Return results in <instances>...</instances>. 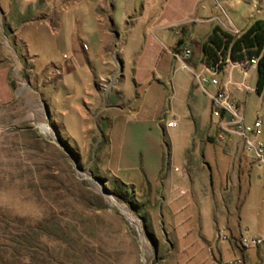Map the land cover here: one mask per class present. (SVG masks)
Listing matches in <instances>:
<instances>
[{"label":"rangeland","instance_id":"374dc122","mask_svg":"<svg viewBox=\"0 0 264 264\" xmlns=\"http://www.w3.org/2000/svg\"><path fill=\"white\" fill-rule=\"evenodd\" d=\"M143 1L135 4L133 0L131 8L139 12ZM206 5L216 18L208 25L212 29L232 22L243 32L254 21L264 20V0H208ZM75 7L70 3L61 17L68 11L83 12L89 5ZM109 10L107 1L104 11ZM125 14L117 0L113 17L119 33H125L123 25L130 21ZM36 28L27 27L25 32ZM44 43L34 40L31 44L41 56L35 64L39 71L48 65ZM64 53L61 49L51 54L55 63L63 60ZM96 63L100 67L101 62ZM257 78L255 72L249 79L252 91L237 93L248 123L257 116L264 122V91L256 92ZM120 82L121 77L117 85ZM47 87V93H55L52 84ZM201 93L205 109L208 97ZM66 96L58 93L50 105V117L42 102L34 104L29 99H23L20 108L0 113V264H213L212 244L216 256L222 252L223 261L234 253L241 255L235 247L234 252L228 249L229 242L218 241L217 233L220 238H229L230 230L237 233L233 246L236 238L264 239V169L243 151L238 137L218 138V122L210 105L196 128L192 119L172 114L167 101L164 121L159 122L165 178L151 187L142 185L139 178L131 186L108 172L114 148H108L106 123L82 130L73 120L77 116L72 109L71 114H62L71 100H78V96L71 100ZM118 100L119 94L111 98ZM189 104L183 109L188 110ZM170 120L177 121L173 129L166 126ZM207 135L216 142L208 141ZM227 146L233 151L238 148V156L253 164L242 178V189L230 184L225 190L228 174L233 183L239 181L233 172L236 154H230ZM130 149L140 153L142 160L148 157L149 166H154L145 138Z\"/></svg>","mask_w":264,"mask_h":264},{"label":"crops","instance_id":"0c3cea01","mask_svg":"<svg viewBox=\"0 0 264 264\" xmlns=\"http://www.w3.org/2000/svg\"><path fill=\"white\" fill-rule=\"evenodd\" d=\"M107 1L108 13L104 11ZM207 1L144 0L138 12L131 8L133 0H121L125 16L130 18L126 23L131 27L126 30L127 25H123L125 33H119L113 17L117 0H0V113L7 108H20L21 101L29 99L34 104L42 102L50 117V105L59 92H65L68 100L78 96V100L69 102L68 109L62 114L69 115L74 111L77 118L73 120L82 130L106 123L108 148H114L110 156V176L125 180L131 186L139 178L142 185H157L165 178L159 122L164 121L167 101L172 114L179 119H192L195 127L202 125L209 111V98L202 109L200 98L204 99V96L192 73L183 69L171 53L188 47L193 51L189 62L195 67L202 62V45L213 31L208 25L216 20L209 15ZM85 2L89 5L87 10L68 11L61 17L70 3L76 4L77 8ZM26 15L29 17L18 21ZM31 26L37 28L25 32ZM220 27L240 32L232 22ZM33 39L45 42L48 50L45 53L48 65L43 71L37 70L35 65L41 56L31 47ZM90 39H93L91 44ZM61 49L67 54L64 53L60 63H55L51 54ZM115 50L118 54L113 55ZM97 61L101 62L100 67L96 65ZM120 77V85H117ZM26 83L27 88L24 87ZM50 84L55 93H47ZM115 94H119L117 102L111 101ZM188 101L189 109L185 110L183 106ZM168 123L166 126L170 129L177 126L169 127ZM212 137L207 135V140L216 142ZM141 138H145L150 147L149 154L155 163L152 167L148 157L142 160L140 153L130 149ZM258 139L262 140L261 133ZM227 147L230 154H236L233 172L236 171L239 181L233 183L232 174H228L225 190L230 184H238L242 189V178L252 171L253 164L238 156V148L233 151ZM227 234L229 238H220L221 234L217 233V240L229 242L228 249L234 252L231 241L238 234L232 230ZM209 248L213 264L236 257L234 253L233 257L223 261L220 250L218 256L214 254V244ZM261 256L264 257V243L244 253L246 264H263Z\"/></svg>","mask_w":264,"mask_h":264},{"label":"built area","instance_id":"2783aa9c","mask_svg":"<svg viewBox=\"0 0 264 264\" xmlns=\"http://www.w3.org/2000/svg\"><path fill=\"white\" fill-rule=\"evenodd\" d=\"M228 32L236 36L241 34L236 29ZM171 53L183 69L192 73L197 87L209 98L212 117L218 122V138L238 137L243 151L264 169V141L258 139L264 122L257 116L252 123H248L242 113V103L237 98V93L252 91L249 79L257 73L259 58L245 56L240 61H233L228 52L224 57L221 55L220 61L212 67L203 60L195 67L189 62L193 58L191 48L184 47ZM176 125V120L168 123L169 127ZM234 241V247L241 255L222 264H246L244 253L264 243L263 238L256 236L236 238Z\"/></svg>","mask_w":264,"mask_h":264},{"label":"trees","instance_id":"16d2710c","mask_svg":"<svg viewBox=\"0 0 264 264\" xmlns=\"http://www.w3.org/2000/svg\"><path fill=\"white\" fill-rule=\"evenodd\" d=\"M230 53L233 61H240L245 56L258 57L256 92L264 91V20L254 21L239 36H236L220 26H216L207 41L202 45L204 63L212 67L216 65L221 55Z\"/></svg>","mask_w":264,"mask_h":264},{"label":"bare ground","instance_id":"6f19581e","mask_svg":"<svg viewBox=\"0 0 264 264\" xmlns=\"http://www.w3.org/2000/svg\"><path fill=\"white\" fill-rule=\"evenodd\" d=\"M48 128V127H47ZM47 130V129H46Z\"/></svg>","mask_w":264,"mask_h":264}]
</instances>
